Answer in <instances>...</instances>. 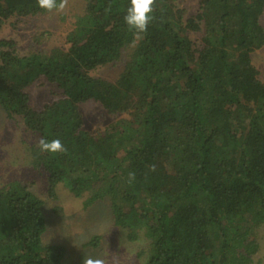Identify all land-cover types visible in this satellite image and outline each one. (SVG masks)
<instances>
[{"label": "trees", "instance_id": "16d2710c", "mask_svg": "<svg viewBox=\"0 0 264 264\" xmlns=\"http://www.w3.org/2000/svg\"><path fill=\"white\" fill-rule=\"evenodd\" d=\"M84 2L67 49L21 56L0 37V110L67 148L31 146L49 195L62 183L85 207L109 201L128 239L149 241L144 264H252L264 224V80L252 60L264 0H199L188 17L177 0H156L144 33L124 21L130 0ZM38 13L48 12L37 0H0V32ZM128 48L118 78L91 74ZM40 77L63 96L36 109L26 88ZM89 99L121 116L91 133L79 108ZM43 205L19 180L0 187V264L62 263L65 246L42 241Z\"/></svg>", "mask_w": 264, "mask_h": 264}, {"label": "rangeland", "instance_id": "374dc122", "mask_svg": "<svg viewBox=\"0 0 264 264\" xmlns=\"http://www.w3.org/2000/svg\"><path fill=\"white\" fill-rule=\"evenodd\" d=\"M185 16L195 14L199 0H177ZM84 0H68L63 11L38 13L27 16H12L2 27L0 37L13 39L16 52L23 56L33 52H48L54 48L67 49V34L74 27L77 15L83 14ZM264 25V13L261 17ZM192 40L200 39V33L189 32ZM129 48L121 59L91 71V74L115 80L121 73ZM252 60L264 80V46L252 54ZM26 91L30 103L41 109L46 103L63 96L62 91L45 77L30 84ZM84 127L97 134L119 116L110 115L103 105L94 100L79 103ZM37 133L26 128L20 117L10 118L0 110V187L19 180L44 201L47 229L42 235L45 243H60L66 252L61 264H83L85 255L110 256L119 254L121 264H144L147 258L148 240H130L127 229L114 224L109 201H97L85 207V196L77 197L62 183L55 187V197L48 193L47 173L32 163L31 146L35 145ZM254 238L259 243L252 264H264V224L255 230ZM95 239V241H93ZM141 251H145L140 254Z\"/></svg>", "mask_w": 264, "mask_h": 264}, {"label": "clouds", "instance_id": "9594fccd", "mask_svg": "<svg viewBox=\"0 0 264 264\" xmlns=\"http://www.w3.org/2000/svg\"><path fill=\"white\" fill-rule=\"evenodd\" d=\"M68 4V0H37L39 8L47 12L63 11ZM156 0H130V6L127 8V13L124 16V21L130 31L137 33H144L147 31L149 24L153 19L154 7ZM35 146L41 153H66L67 148L59 139L49 140L46 137H38ZM156 166L151 165L150 170L155 171ZM136 179V173L130 171L128 173V183L132 184ZM83 264H121V257L119 254H112L110 256L103 255H85Z\"/></svg>", "mask_w": 264, "mask_h": 264}]
</instances>
